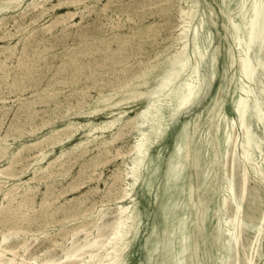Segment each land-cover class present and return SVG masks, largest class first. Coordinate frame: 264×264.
<instances>
[{"label":"rangeland","instance_id":"1","mask_svg":"<svg viewBox=\"0 0 264 264\" xmlns=\"http://www.w3.org/2000/svg\"><path fill=\"white\" fill-rule=\"evenodd\" d=\"M243 1L248 16L253 0H0V249L13 250L6 257L58 263L73 240H93L96 224L130 204L119 264H264V233L256 241L264 120L250 111L245 125L237 108L248 80L240 71ZM250 56V84L264 102L258 42ZM190 78L196 92L182 103ZM246 126L251 179L237 244L224 198L232 173L238 194ZM228 131L236 141L227 145Z\"/></svg>","mask_w":264,"mask_h":264},{"label":"bare ground","instance_id":"2","mask_svg":"<svg viewBox=\"0 0 264 264\" xmlns=\"http://www.w3.org/2000/svg\"><path fill=\"white\" fill-rule=\"evenodd\" d=\"M62 1V0H61ZM79 1V0H78ZM246 2V1H245ZM244 1L241 3L240 5V10L239 12L242 14L243 16V19L245 20V24H246V27L247 28V32H248V38H247V47L244 51V53L242 54V58H241V72H242V75L246 76L248 78L247 82H244V84L241 85V90H242V95L240 96L239 100H238V105H237V108L238 110L240 111L241 113V122L245 125H247V119H248V115L251 113V112H254L258 115H260L263 120H264V102L260 99L259 95L257 94L254 86L252 84H250V82L253 79V76H254V70L257 69L255 68L257 66L256 63H254L251 59V56H250V50L251 48L258 42L259 43V47L260 49H264V0H253V2H251V14L247 16V12L249 11H246L244 10V8H246V3ZM70 3V2H69ZM60 4V2L58 3ZM106 4V3H105ZM249 8V9H250ZM83 9V8H82ZM248 9V10H249ZM183 10V9H182ZM68 16V15H67ZM64 17V16H63ZM66 17V16H65ZM59 21H60V18H58ZM186 20V19H185ZM57 22V21H56ZM186 23V22H185ZM235 23V22H234ZM185 26V25H184ZM47 31V30H46ZM185 31V30H184ZM242 35L238 32L235 33L234 35V40L237 42V44H241L242 43ZM178 54V53H177ZM259 60H262V59H259ZM264 60H262V63H263ZM257 62V60H256ZM261 63V62H259ZM1 64V63H0ZM259 66V65H258ZM263 65L261 64V67ZM33 67V66H32ZM260 67V66H259ZM258 71V70H257ZM256 73V71H255ZM194 80V79H193ZM190 79H187L185 81V92L183 93V95L181 96V102L182 103H187L189 102L195 95V92H196V87H197V84H196V81H193ZM261 80V79H260ZM165 81V80H164ZM260 82V81H259ZM258 83V82H257ZM255 84V83H254ZM261 86H264V85H261ZM261 90L264 91V87H261L260 88ZM250 100H252L250 102ZM251 111V112H250ZM227 129H228V126H227ZM245 144H246V148L244 149V153L242 154V156L240 157V167H241V173L240 174V179L238 180L240 183H239V190H238V194H236L237 189H235V186L237 187V184L236 182L234 183V178L233 179V176H234V173H232L230 175V178H229V183H228V194L226 195V197L224 198V204L228 207V206H232V209H231V213L229 214V216L227 217V222H230L233 227L235 228V235H234V240L238 241V238L240 237L239 234H238V229L240 228V226L243 224H241V222H243L242 220V203H241V200L243 199L244 195L247 193V189H248V177H249V165L248 163L249 160H250V154H249V150H248V146L251 144V130L248 128V126H246L245 128ZM226 133V132H225ZM144 136V135H143ZM253 137V136H252ZM141 138V137H140ZM225 141L228 144H232V143H235L236 139H235V136L233 137L232 134H230V132L228 131L227 134H226V138H225ZM264 143V138H262V141ZM138 143V142H137ZM257 146L261 147V143H256ZM135 145V144H134ZM137 145V144H136ZM133 147V146H132ZM131 147V148H132ZM137 147V146H136ZM139 150L141 151L142 154L145 153L146 151V143L140 139V142L138 144V147ZM136 148V149H137ZM260 149V148H259ZM138 150V149H137ZM264 153V152H263ZM112 155V154H111ZM116 155V154H115ZM264 155V154H263ZM119 157V156H118ZM264 161V160H263ZM102 162V161H101ZM251 167L253 168L254 172H256L258 169H257V166L256 164H250ZM258 165V164H257ZM260 165V164H259ZM258 165V167H260ZM14 166V165H13ZM239 167V168H240ZM11 171V170H10ZM238 171V170H237ZM235 171V172H237ZM93 172V171H91ZM260 172V171H259ZM18 173V172H17ZM257 173V172H256ZM15 174V173H14ZM236 174V173H235ZM116 175V174H115ZM257 175V174H256ZM117 176V175H116ZM121 176V175H120ZM236 176H238L236 174ZM115 177V176H114ZM94 178V177H93ZM250 178V177H249ZM251 179V178H250ZM262 179L264 180V171H263V175H262ZM83 181V180H82ZM118 181V180H117ZM78 182V181H77ZM84 182V181H83ZM250 182V181H249ZM76 184V183H75ZM82 184V183H81ZM115 184V183H114ZM257 184V183H256ZM255 185V184H254ZM77 186V185H76ZM253 186V185H252ZM264 186V185H263ZM13 187V186H12ZM115 187V186H114ZM124 187V186H123ZM122 187V189H123ZM48 188V187H47ZM128 188H125L123 189V196L125 198H127L128 194H129V191H128ZM251 188V187H250ZM256 188H257V185H256ZM255 188V189H256ZM1 189V188H0ZM9 190H12V189H9ZM8 192V191H6ZM27 193V192H26ZM25 193V194H26ZM54 193V192H53ZM6 194V193H5ZM24 194V193H23ZM240 197V199L237 198ZM250 196L251 193H250ZM13 196H11L12 198ZM17 197V196H16ZM28 197V195H27ZM25 198V197H23ZM123 198V197H122ZM26 199V198H25ZM81 199V198H80ZM12 200V199H11ZM10 200V201H11ZM52 200V199H51ZM55 200V199H54ZM25 201V200H24ZM22 202V201H19V203ZM28 202V201H27ZM46 202V201H45ZM44 202V203H45ZM55 202V201H54ZM42 203V204H44ZM9 204V203H8ZM23 204V203H21ZM12 206V204H10ZM9 205V206H10ZM17 205V204H16ZM20 205V204H18ZM48 205V204H47ZM8 205L7 207L10 208ZM26 206V205H25ZM45 206V205H43ZM42 206V208H44ZM5 207V206H4ZM49 207V206H48ZM60 207V206H58ZM22 208H23V205H22ZM46 208V207H45ZM0 209H4V208H0ZM11 209V208H10ZM15 209V207H14ZM19 209V208H18ZM5 210V209H4ZM17 210V209H16ZM15 212H18L16 211ZM47 210V208H46ZM12 212V210H10ZM9 211V212H10ZM14 211V210H13ZM42 211V210H41ZM24 212V210H23ZM14 213V212H13ZM26 213V212H25ZM24 213V214H25ZM86 213V212H85ZM5 214V213H4ZM3 214V216L5 217V215ZM23 214V215H24ZM22 215V216H23ZM28 216V214H27ZM134 216V214L132 213V208L130 206V204H120V207L117 209V212H116V215H115V218L112 220V221H109V222H106V221H100L97 225V235H95L96 237L93 239V240H88L86 239V241L84 242H81V243H77L76 241H72V244L71 246H69L66 251H65V258L62 259V261L56 263V260L53 259L51 256V258H48L47 260L41 262V263H37V262H34V264H86V261L84 258H83V254L87 251L90 252V259L88 261V263H92V264H119L120 263V259L116 258L117 256V253L119 252V250L122 248V246L124 245V238H125V232H127L126 230L129 229V223H130V219H132V217ZM11 217V216H10ZM7 218V217H6ZM101 218V217H100ZM10 219V218H9ZM29 219V218H28ZM3 220V219H1ZM6 220V219H5ZM4 220V221H5ZM12 220V219H11ZM18 220V219H16ZM21 220V219H20ZM26 220V219H24ZM3 221V222H4ZM8 221V220H7ZM6 221V223H8ZM14 221V219H13ZM246 222V221H245ZM264 216H263V219H262V223H260L257 227V233H256V241H258V243L260 242L259 240L262 238V235H263V231H264ZM2 223V222H1ZM24 223V222H23ZM22 224V223H21ZM20 224V225H21ZM87 224V223H86ZM2 225V224H0ZM18 225V224H17ZM16 225V226H17ZM19 225V226H20ZM245 225V224H243ZM95 226V225H94ZM248 226V225H247ZM14 227V226H13ZM18 227V226H17ZM79 227V226H78ZM256 227V226H255ZM3 228V227H2ZM6 228V227H5ZM23 228V227H21ZM27 228V227H26ZM77 228V227H75ZM242 228V227H241ZM15 229V228H13ZM19 228H17L18 230ZM131 229V228H130ZM250 229V228H249ZM253 229V227H252ZM251 229V230H252ZM22 230V229H21ZM81 230V229H80ZM83 230V229H82ZM242 230H244L242 228ZM5 231V230H4ZM15 231V230H14ZM79 231V229H78ZM88 231V230H86ZM10 232V231H9ZM8 232V233H9ZM19 232V231H18ZM92 232V231H91ZM233 232V230H231L230 234ZM240 232V230H239ZM7 233V232H6ZM13 233V231H12ZM15 233V232H14ZM128 233V232H127ZM10 234V233H9ZM48 236V235H47ZM46 236V237H47ZM28 238V237H27ZM26 238V239H27ZM241 238V237H240ZM7 239V235L4 234L3 235V238H1L2 242L5 241ZM23 239V238H22ZM233 239V238H232ZM20 240V239H19ZM80 240V239H79ZM23 241V240H22ZM27 241V240H26ZM28 242V241H27ZM241 242V241H240ZM244 242V240H243ZM25 242H23L24 244ZM234 243V242H233ZM257 243V244H258ZM14 244V243H13ZM238 244V243H237ZM243 244V243H242ZM1 242H0V246H1ZM25 245V244H24ZM23 245V246H24ZM94 245H97V248L95 249H91V246H94ZM254 245V244H253ZM3 246V245H2ZM11 245H9L10 247ZM20 246V245H19ZM18 246V247H19ZM67 246V245H66ZM7 246L3 247L0 249V264H15L17 263L18 264V261L15 260L14 258L12 257H6L4 255V251L6 250H10V251H13L11 248H9ZM65 247V246H64ZM95 247V246H94ZM104 247V251L100 252L99 251V248H102ZM234 247V246H233ZM240 247H242L241 243H240ZM246 247V246H245ZM23 248V247H22ZM26 248V246H25ZM89 248V249H87ZM235 248V247H234ZM243 248V247H242ZM247 248V247H246ZM244 248V250L246 249ZM253 248V246H252ZM258 248V247H257ZM19 249V248H18ZM63 249V248H62ZM239 249V248H238ZM30 250V249H29ZM28 250V251H29ZM20 251V250H19ZM195 253H196V256L198 257L199 259V250H198V246L196 245V248H195ZM231 251V249H230ZM236 251V250H235ZM253 251V249H252ZM17 252V250H16ZM15 252V253H16ZM31 252V251H30ZM29 252V253H30ZM233 252V251H232ZM238 252V251H237ZM14 253V252H13ZM12 253V254H13ZM28 253V252H27ZM256 253V252H255ZM258 253V252H257ZM20 254V253H19ZM33 254V252L31 253V255ZM36 254V252H35ZM239 254V253H238ZM251 254L253 255V253H250V256ZM15 255V254H14ZM23 255H25L23 253ZM27 255V254H26ZM29 255V254H28ZM54 255V254H53ZM236 255V254H235ZM64 256V255H63ZM21 257V256H20ZM27 257V256H26ZM32 257V256H31ZM35 257V256H34ZM46 257V256H45ZM231 257V256H230ZM36 258V257H35ZM47 258V257H46ZM235 258V257H234ZM243 258V257H242ZM253 258V256H252ZM33 259V258H31ZM38 259V258H37ZM36 259V261H37ZM233 258H231L232 260ZM107 260V261H106ZM230 260V261H231ZM234 260V259H233ZM247 260H248V257H247ZM27 261V259H26ZM243 261V260H242ZM245 261V259H244ZM20 262V261H19ZM39 262V261H38ZM239 262V260L237 261ZM247 264H253L254 261L252 260H248L246 261ZM201 263V262H200ZM20 264V263H19ZM33 264V263H32ZM245 264V263H244Z\"/></svg>","mask_w":264,"mask_h":264}]
</instances>
